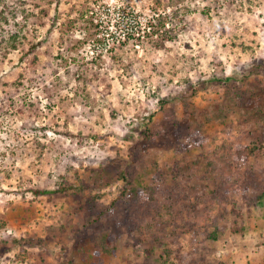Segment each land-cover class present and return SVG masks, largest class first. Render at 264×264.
Returning a JSON list of instances; mask_svg holds the SVG:
<instances>
[{
  "label": "rangeland",
  "instance_id": "1",
  "mask_svg": "<svg viewBox=\"0 0 264 264\" xmlns=\"http://www.w3.org/2000/svg\"><path fill=\"white\" fill-rule=\"evenodd\" d=\"M263 191L264 0H0V264H264Z\"/></svg>",
  "mask_w": 264,
  "mask_h": 264
},
{
  "label": "trees",
  "instance_id": "2",
  "mask_svg": "<svg viewBox=\"0 0 264 264\" xmlns=\"http://www.w3.org/2000/svg\"><path fill=\"white\" fill-rule=\"evenodd\" d=\"M224 110V109H223ZM219 109L215 114H214V119L219 121V122H224L225 120V112ZM200 125L197 126V128L199 127ZM83 184H81L80 186H73V185H69V186H62L59 190L57 191H54V192H58V193H61V194H64L65 192L69 191V190H73L75 192L77 191H80L81 189H83ZM152 192V191H151ZM34 195H44V194H48L50 192L48 191H39V190H35L34 192ZM151 194L150 192H148V197H150ZM264 197V191L262 192V195H260L257 200L261 202V199H263ZM212 233H215V234H209L207 237L209 239H215L216 238V234H217V231L216 232H212ZM109 241H110V238L108 237H102L99 239V244L100 246L102 247V249L108 253V254H113L114 253V250L111 249V246H109ZM109 246V247H108Z\"/></svg>",
  "mask_w": 264,
  "mask_h": 264
},
{
  "label": "built area",
  "instance_id": "3",
  "mask_svg": "<svg viewBox=\"0 0 264 264\" xmlns=\"http://www.w3.org/2000/svg\"><path fill=\"white\" fill-rule=\"evenodd\" d=\"M126 37H127V34L126 33H123L122 41H124Z\"/></svg>",
  "mask_w": 264,
  "mask_h": 264
},
{
  "label": "crops",
  "instance_id": "4",
  "mask_svg": "<svg viewBox=\"0 0 264 264\" xmlns=\"http://www.w3.org/2000/svg\"><path fill=\"white\" fill-rule=\"evenodd\" d=\"M261 258H262V256H261ZM261 263H263V261L261 260Z\"/></svg>",
  "mask_w": 264,
  "mask_h": 264
}]
</instances>
